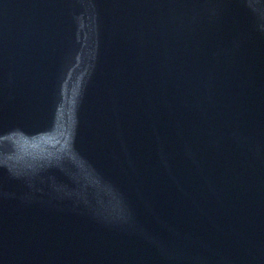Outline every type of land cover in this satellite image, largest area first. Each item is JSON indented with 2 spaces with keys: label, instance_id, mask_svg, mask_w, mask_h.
<instances>
[{
  "label": "water",
  "instance_id": "95a60500",
  "mask_svg": "<svg viewBox=\"0 0 264 264\" xmlns=\"http://www.w3.org/2000/svg\"><path fill=\"white\" fill-rule=\"evenodd\" d=\"M0 264H264V0H0Z\"/></svg>",
  "mask_w": 264,
  "mask_h": 264
}]
</instances>
